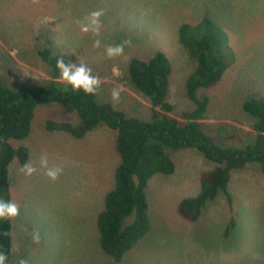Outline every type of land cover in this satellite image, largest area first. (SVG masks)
Listing matches in <instances>:
<instances>
[{
  "label": "rangeland",
  "instance_id": "1",
  "mask_svg": "<svg viewBox=\"0 0 264 264\" xmlns=\"http://www.w3.org/2000/svg\"><path fill=\"white\" fill-rule=\"evenodd\" d=\"M101 8L105 10L103 43L130 38L132 45L125 48L129 60L145 61L158 51L169 59L167 99L173 111L167 115L180 122L181 114L196 106L185 93L184 82L194 65L179 42L178 28L203 17L219 21L221 25L213 20L227 33L234 54L229 62H234L215 88L198 93V98L209 99L201 123L214 142L224 148H241L255 121L241 104L264 98V0H40L38 5L32 0H0V79L14 90L46 84L51 70L38 55L46 49L65 63L90 67L102 81L99 102L109 103L127 117L149 120L152 107L129 86L128 62L105 59L102 49H93L94 37L80 32L77 22ZM255 63L257 68H251ZM116 87L123 91L114 106L111 91ZM47 119L72 127L79 123L77 115L63 105L40 106L34 113L31 136L11 141L14 147L27 150V162L46 155L50 167L63 171L55 181L43 170L31 177L18 171L7 180V195L20 212L11 220L12 255L6 264H17L20 258L29 264H264V175L252 164L232 170L229 196L219 191L196 221H187L178 204L200 192V174L213 166L194 149L172 153L178 172L155 174L149 180L145 189L149 231L122 263L114 262L99 247L95 222L104 208L103 193L113 187L119 164L116 134L100 124L83 138L60 144L59 136H71L48 135ZM39 131L46 136H37ZM45 138V146L54 145V149L38 147V139ZM70 145L76 149L66 157L69 149L65 146ZM79 156L88 161L87 172L81 176L76 173ZM17 165L14 162L8 171ZM34 229L40 231L39 244L32 241Z\"/></svg>",
  "mask_w": 264,
  "mask_h": 264
},
{
  "label": "trees",
  "instance_id": "2",
  "mask_svg": "<svg viewBox=\"0 0 264 264\" xmlns=\"http://www.w3.org/2000/svg\"><path fill=\"white\" fill-rule=\"evenodd\" d=\"M210 18L184 22L178 28L179 42L194 65L184 87L196 107L181 114L183 122L167 115L173 111L167 99L171 64L161 51L145 61L131 59L127 65L129 86L147 98L152 107L151 118L145 121L127 117L109 103L99 102L97 95L73 92L71 86L59 78L56 67L59 58L51 56L46 49L38 52L51 70V80L46 84L14 90L0 79V199L10 201L7 195L10 164L13 161L25 164L28 160L27 150L22 146L14 147L11 141L27 138L37 107L49 104H60L75 112L79 123L72 127L47 119L44 128L48 132L61 131L81 139L104 124L116 134L114 146L119 164L114 172L113 187L106 193L104 208L95 222L101 251L116 263H122L126 254L148 233L145 189L155 174L174 173L176 165L172 153L194 149L213 164L210 170L200 174V192L178 204L181 216L191 222L198 219L202 208L219 191L229 196L227 186L232 170L252 164L264 175V98L241 104V108L255 118L248 140L241 141V148H224L203 129L201 120L208 110L209 99L198 98V93L215 88L234 62H229L234 54L227 33L216 24H220L219 21ZM251 68H257V64ZM0 251L5 252L8 259L12 255L11 220L0 221Z\"/></svg>",
  "mask_w": 264,
  "mask_h": 264
},
{
  "label": "clouds",
  "instance_id": "3",
  "mask_svg": "<svg viewBox=\"0 0 264 264\" xmlns=\"http://www.w3.org/2000/svg\"><path fill=\"white\" fill-rule=\"evenodd\" d=\"M40 0H32L34 5H38ZM105 15L104 9H97L89 12L84 17L83 21H78L80 32L83 34H91L94 39L92 41L93 49H102L101 55L105 59L120 58L124 63L129 61V56L125 54V48L131 47V39H125L121 43H103L101 37V29L103 27L101 18ZM60 73V79L66 84L70 85L73 92L83 91L86 95L95 96L99 93L101 88V79L99 76L92 74V69L84 63H73L71 61L65 63L64 59L59 58L56 64ZM122 88L116 87L111 91V99L115 106L120 102ZM117 110V109H116ZM38 170H43L44 174L52 181L58 179L63 169L58 166H49L46 155H41L38 161H30L25 163L19 171L25 177H31ZM20 212L19 205L13 201H6L0 199V221H10L15 219ZM8 235L7 232L4 233ZM32 241L35 244L41 242V235L39 229H34L32 232ZM8 256L5 252L0 251V264H6ZM17 264H29V261L20 258Z\"/></svg>",
  "mask_w": 264,
  "mask_h": 264
},
{
  "label": "crops",
  "instance_id": "4",
  "mask_svg": "<svg viewBox=\"0 0 264 264\" xmlns=\"http://www.w3.org/2000/svg\"><path fill=\"white\" fill-rule=\"evenodd\" d=\"M42 106H45V105H42ZM40 107V106H39ZM38 108V107H37ZM69 111V110H68ZM75 113V112H74ZM42 131V130H41ZM42 132H38L37 133V136H46L45 134H41ZM50 134H48V135H65V133L64 132H61V131H52V132H49ZM31 134H32V126H31V129H30V133H29V136H31ZM47 137H49V136H47ZM48 138H45V139H38V147L40 148V149H43L44 151L46 150V149H54L53 147H54V145H53V147L52 148H49L48 146H45V143H46V140H47ZM59 141H60V144L61 143H63V142H72L73 140L72 139H74L72 136L71 137H69V138H65V136H59L58 138H57ZM65 147H67L68 149H69V151L68 152H65V156L66 157H68L69 155L68 154H70V156H72L71 155V153H70V150L71 149H76L73 145H70V146H65ZM75 152V151H74ZM79 158V164H78V169H77V171H76V173L79 175V176H81L82 174H84V173H86L87 172V166H88V161L85 159V158H81L80 156L78 157ZM14 162H16V161H13L11 164H10V166L14 163ZM18 163V162H17ZM24 164H20V163H18V165L17 166H15L14 168H12V169H10L9 171H8V179L9 180H12L13 178H14V176H15V174L19 171V169L21 168V166H23ZM89 171V170H88ZM176 172H178V169H177V167H176V169H175V171H174V173L173 174H175ZM172 174V175H173ZM171 176V175H170ZM109 189L110 188H107L106 187V189H105V192L103 193L104 194V199H105V195H106V193L109 191ZM59 202V201H58ZM59 204H60V202H59Z\"/></svg>",
  "mask_w": 264,
  "mask_h": 264
}]
</instances>
